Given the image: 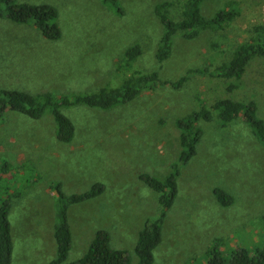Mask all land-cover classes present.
I'll list each match as a JSON object with an SVG mask.
<instances>
[{
  "label": "rangeland",
  "instance_id": "obj_1",
  "mask_svg": "<svg viewBox=\"0 0 264 264\" xmlns=\"http://www.w3.org/2000/svg\"><path fill=\"white\" fill-rule=\"evenodd\" d=\"M18 1L57 7L63 33L53 41L31 24L0 19V90L33 95L95 93L136 72L160 69L162 80L176 81L192 68L215 70L249 40L252 27L264 25V0H236L241 14L235 21L193 40L176 39L160 66L164 28L154 10L175 0H118L122 14L101 0ZM226 1L204 0L203 16L213 17ZM181 9L176 4L170 16L180 19ZM135 44L143 53L127 70L122 58ZM218 99L254 100L264 120V58L253 59L241 80L198 75L178 89L160 87L107 110L62 107L75 125L71 142L57 139L49 110L40 119L7 111L0 118V208L9 199L13 264H47L56 257V183L68 195L105 186L101 195L69 208L72 247L63 264L82 258L99 230L109 231L112 247L128 250L137 264L139 234L161 216L159 195L141 176L172 171L181 152L176 120ZM200 126L196 156L179 166L178 195L163 218L153 264H210L218 239L225 257L264 248V146L241 119L225 126L216 117ZM216 188L233 196L231 206L218 201Z\"/></svg>",
  "mask_w": 264,
  "mask_h": 264
},
{
  "label": "trees",
  "instance_id": "obj_2",
  "mask_svg": "<svg viewBox=\"0 0 264 264\" xmlns=\"http://www.w3.org/2000/svg\"><path fill=\"white\" fill-rule=\"evenodd\" d=\"M101 1L111 10L115 9L119 14L123 13L118 0ZM182 1H167L155 7V15L164 28L156 54L160 66L172 56L176 39L193 40L203 31L222 30L225 25L235 21L241 14L239 2L236 0L226 1L224 7L210 18L203 16L201 12V4L204 0H184L181 3ZM179 3L182 7V17L176 20L170 16L169 9ZM0 19H7L16 24H31L49 40L58 41L63 35L57 7L49 3L32 4L18 0H0ZM250 32L249 40L241 42L234 49L228 62L217 66L215 70L189 69L176 81L162 80L159 69L146 73H132L119 85L104 87L95 93L56 97L51 93L33 95L18 90H0V118H3L7 111H15L32 119H40L49 110L57 125V139L60 142H71L75 136V125L62 113V107L86 106L107 110L131 102L144 93L155 91L160 87L178 89L191 77L198 75L241 80L253 59L264 58V25L254 26ZM142 53L143 49L139 44L130 46L122 58L125 68L128 70L133 67ZM235 88V85L230 86V90ZM216 117L225 126L241 119L253 130L257 140L264 146V120L259 118L258 105L254 100L242 102L218 99L210 107L203 105L199 110L176 120L181 147L178 162L164 177L149 174L141 176L143 182L159 195L161 216L155 221L148 220L145 228L140 232L134 250L138 258L137 264L154 263V250L162 242L163 218L178 195L179 166L187 164L198 152V145L204 135L200 123L211 122ZM51 189L58 195L57 223L54 228L57 255L48 264H63L72 247V230L68 221L69 208L101 195L105 186L97 183L89 191L71 195L63 191L61 183L53 184ZM214 194L223 206H231L234 202L233 196L221 188H216ZM10 209L11 203L8 199L0 208V264H12L13 259L14 243L9 220ZM215 244L210 264H264V248L255 251L241 249L232 253L230 257H225L219 250V247L224 245V240L218 239ZM71 264H132V254L128 250L113 248L109 231L99 230L87 253Z\"/></svg>",
  "mask_w": 264,
  "mask_h": 264
},
{
  "label": "crops",
  "instance_id": "obj_3",
  "mask_svg": "<svg viewBox=\"0 0 264 264\" xmlns=\"http://www.w3.org/2000/svg\"><path fill=\"white\" fill-rule=\"evenodd\" d=\"M14 255H15V252L13 251V259H12V264H13V260H14ZM48 264V263H47Z\"/></svg>",
  "mask_w": 264,
  "mask_h": 264
},
{
  "label": "bare ground",
  "instance_id": "obj_4",
  "mask_svg": "<svg viewBox=\"0 0 264 264\" xmlns=\"http://www.w3.org/2000/svg\"><path fill=\"white\" fill-rule=\"evenodd\" d=\"M182 17V16H181Z\"/></svg>",
  "mask_w": 264,
  "mask_h": 264
}]
</instances>
